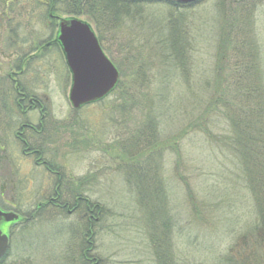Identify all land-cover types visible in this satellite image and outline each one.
<instances>
[{"label": "rangeland", "instance_id": "1", "mask_svg": "<svg viewBox=\"0 0 264 264\" xmlns=\"http://www.w3.org/2000/svg\"><path fill=\"white\" fill-rule=\"evenodd\" d=\"M6 1L0 0V207L25 221L11 228L0 264H192L193 256H212V242L229 244L237 227L253 223L259 181L250 172L264 171V0H200L178 12L168 0L134 7L102 35L122 72L121 88L80 111L69 101L72 76L60 51L20 63L52 37L44 7L16 0L1 15ZM65 10L60 18L69 16ZM226 35L232 38L224 42ZM225 55L222 88L231 99L241 89L243 98L235 115L223 114L228 105L221 103V113L206 117ZM244 66L245 72L252 66L245 76ZM17 68L22 74L14 76ZM17 88L48 103L45 132L52 139L40 138L45 153L35 157L74 181L73 197L101 208L91 222L86 205L84 219L82 211L69 216L47 205L58 176L25 156L16 139L22 123L39 122L38 113L13 110ZM252 112L256 126L248 119ZM238 132L247 136L242 144ZM25 133L35 151L33 134ZM192 240L206 245L197 250Z\"/></svg>", "mask_w": 264, "mask_h": 264}, {"label": "trees", "instance_id": "2", "mask_svg": "<svg viewBox=\"0 0 264 264\" xmlns=\"http://www.w3.org/2000/svg\"><path fill=\"white\" fill-rule=\"evenodd\" d=\"M93 0H39L38 3L36 4L37 6H42L45 9V15L47 17V21H54L55 19L52 18L54 15H59L58 13L63 12V9L66 8V13L70 14H76L78 16H87L91 20H102L105 22H111L113 24H118L121 22V20L128 19L129 16L132 13H135L134 10H132L134 7H138V10L144 9V7H147L148 4H151V1L154 3L157 2V0H94V3H91ZM16 0H7L6 2H3L2 8L4 9L1 15H6L8 12H12L13 9L9 10V7L12 5H16ZM152 2V3H153ZM167 7H169L173 12H178L182 8L181 6L177 5L173 0H168L166 3ZM95 6L94 11L92 10V7ZM9 10V11H8ZM7 16V15H6ZM2 18V17H1ZM176 19V18H175ZM170 21V26L171 28H174L177 25L176 20H172V18L169 19ZM174 21V22H173ZM229 21V20H228ZM180 33V32H179ZM225 38L223 41H226V38H232V35H226L224 36ZM170 43V41H168ZM44 45H41L39 48H33V51L31 53H28L26 55L21 56L20 58V63H27V59L30 60L31 54L37 53ZM175 48V46H174ZM224 46L220 48L222 50ZM178 53V50H176ZM228 52V51H227ZM182 53V51H181ZM226 54V53H225ZM33 56V55H32ZM36 58V57H35ZM249 58V57H248ZM226 55L225 58L224 56L219 57L218 61V76L215 77V82L212 88V95L210 104L207 108V116H211L212 113L213 115H216L217 113H221L222 110L219 109V104L224 103L225 106L228 105V111H225L223 114H227L231 110L233 111V115L235 113H238V108L240 106V98L242 97V93L244 92L243 90H239L236 88L235 91L233 92V98L231 99L230 97V92L226 91L222 88L223 84L227 83L225 78L222 77L221 73V64H224V61L226 60ZM247 68V66H246ZM245 66L243 67L244 69V76L247 75L248 73L250 74L252 66H250V69L245 72L246 70ZM20 70L19 68H17ZM120 71V69H119ZM122 74V72L120 71ZM123 81L120 80L119 85L116 89V91L121 88ZM253 85V84H252ZM251 88V86H249ZM124 91V90H123ZM14 95V93H13ZM28 98H31V96L27 93L26 94ZM246 95V94H245ZM230 97L229 99L232 100L229 101H223V98L225 97ZM245 97V96H244ZM27 98V99H28ZM243 98V97H242ZM234 99V101H233ZM18 100V99H17ZM101 103V102H100ZM242 104H247L243 99H242ZM127 104H123V106H126ZM117 108L116 106L113 107V109ZM232 108V109H229ZM252 111V108L250 107V112ZM230 114V113H228ZM254 115V116H252ZM248 119L252 122V124L258 125V118L257 115L254 114L253 112L248 116ZM245 121V120H244ZM256 128V127H255ZM255 132L257 135H259V130L253 131L252 135H255ZM31 138L33 141H36L35 143L38 145L35 150H39L38 154L45 153V143L43 137H46V140L52 139V136L49 133H45V136L39 137L36 136V133H32ZM39 135V134H37ZM36 136V137H35ZM239 139L241 140L240 143L242 144V136L244 138H247L245 134H242L241 132H238ZM39 138V139H38ZM143 139V138H142ZM43 141L42 145L39 146L38 142ZM235 141V140H234ZM233 142V139L231 140L229 138L228 140V145L230 146L231 143ZM34 145V144H33ZM146 146H149L146 145ZM145 146V147H146ZM36 147V146H35ZM245 147V145H244ZM248 149L247 147H245ZM260 153V152H258ZM42 154V155H43ZM139 156V155H137ZM135 157L132 158L131 161L134 160ZM140 158V157H139ZM257 161H262L263 158L258 156L256 158ZM50 166H53V164H49ZM54 170V169H52ZM263 170L262 168L259 169V172ZM252 173V175H251ZM263 173V174H261ZM61 177V176H60ZM256 181L258 179V183L256 185V195H255V200H256V208H257V214H256V219L253 221V223H248L243 231H246L243 233L242 228L235 229L231 235H228L229 238L231 239L229 244H226L224 241H219V242H212L214 245V250L211 251L212 256L205 258L202 256H193L191 259L192 264H264V171L260 172L259 174H254L253 172H250V178ZM76 184L74 181H71L70 178H66L62 174V194L64 197L70 196L72 193H74L76 190ZM75 190V191H74ZM80 200L83 202L81 203V210L82 211V206L86 205L87 211L90 213L95 214V212L98 210V213H101V208L99 206H92L89 200H84L80 196H78ZM194 199L192 198V201ZM49 207V206H48ZM197 209V207H196ZM198 210V209H197ZM84 216H85V211ZM86 217H83V219ZM89 221H91L88 218ZM89 231V229H87ZM91 234V231L89 232ZM236 236V237H235ZM198 238V237H197ZM196 238V239H197ZM201 238H204L203 235ZM213 238V236H212ZM216 239V238H215ZM226 239V236L224 237ZM233 239V240H232ZM217 240V239H216ZM224 243V244H222ZM90 244V240L89 243ZM222 244V245H221ZM205 242L202 241H197V243L192 240L191 242V247L199 250V248L203 249L202 247H205ZM86 256V254H85ZM83 258H85L83 256ZM204 258V259H203ZM87 260L88 257H86Z\"/></svg>", "mask_w": 264, "mask_h": 264}, {"label": "water", "instance_id": "3", "mask_svg": "<svg viewBox=\"0 0 264 264\" xmlns=\"http://www.w3.org/2000/svg\"><path fill=\"white\" fill-rule=\"evenodd\" d=\"M174 1L179 5L189 6L200 0ZM58 41L73 77L69 100L75 110L99 102L115 90L120 73L104 55L93 31L86 23L78 19L63 20ZM17 221L18 215L0 209V263L10 247L8 225Z\"/></svg>", "mask_w": 264, "mask_h": 264}, {"label": "flooded vegetation", "instance_id": "4", "mask_svg": "<svg viewBox=\"0 0 264 264\" xmlns=\"http://www.w3.org/2000/svg\"><path fill=\"white\" fill-rule=\"evenodd\" d=\"M94 9H95V6L92 7L93 11H94ZM79 17L80 16H78L76 14H70L67 18H60L59 15L52 16V18L55 19L54 21L51 22L52 26H50L47 23L48 24L47 30L52 27V29H51L52 30V37L44 43V46L37 53L31 54L30 60L27 59V63L32 61V60L37 59L41 55V53H45L51 49H55V50L60 51L62 58H64L65 64L67 66L65 53L62 49L61 44L58 41L59 33H60V25H61V21L63 19H79ZM79 20H81V19H79ZM84 22L90 26L91 30L93 31V33H94V35H95V37L99 43L101 50L107 56L102 35L104 34V32L105 33L109 32L110 29L113 30V27L115 29L116 25H118V24H113L112 23L113 21L105 22L102 20H91V22L93 24L88 22V21H84ZM53 33H54V35H53ZM67 68H68L69 74L71 75L70 68L68 66H67ZM19 71L20 70H18L16 73H13V75L14 76L15 75H21L22 73H21V71L20 72ZM13 75L11 76L10 80L13 83H15V85L17 87L18 86V82L16 79L17 77L14 78ZM18 91H19V89L17 88V94H18L19 98H18V100L13 101L12 104L14 106V109L13 108L12 109L13 110L19 109L20 112L22 113V115L28 114L31 112L38 113L39 122L36 125L30 124L29 122L22 123L19 127L20 128L19 132H17L15 135L16 139H18L21 142V144L24 146L23 153L25 154V156L42 157L43 153L38 154L39 150H35V151L30 150L31 148H30V146H28L27 139H25V137L23 138V136L25 134H27V133H25L26 131L30 132V134L36 133V136H39V137L45 136L44 134L46 133L45 131H46L47 121L52 119V117L50 118V116L48 114L49 108L47 106L43 105V104H48V103L38 101L34 97L28 98L25 93H23L21 91L18 92ZM37 134H39V135H37ZM42 143H43V141L38 142L39 146H41ZM25 147H28V148L25 149ZM39 157H35V159H36L35 162L37 163L36 165L38 167H41V166L45 167L47 173L50 174V176H52V175L58 176L57 177V186H56L54 195L48 200L47 205H49L50 207H54L55 210H57L59 212V214H63L66 212V214H68L69 216L76 215L78 212H80V210H81L80 206H81V203H83V202L80 200V198L78 196L73 197L74 193H72L70 196L64 197V195L62 194L63 192H62V188H61V186H62V173L59 170L54 169L52 166H50L49 163L42 162L41 158H39ZM52 169H54V170H52ZM19 216L21 217L20 221H25L24 216H22V215H19ZM84 217H86V215ZM88 218L90 220L94 219L93 213L88 214ZM26 220H28V219H26ZM16 225H18V224H16ZM16 225L13 224V225H11L10 228H12ZM90 251L91 250H88L87 252L89 253Z\"/></svg>", "mask_w": 264, "mask_h": 264}]
</instances>
